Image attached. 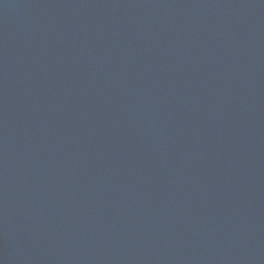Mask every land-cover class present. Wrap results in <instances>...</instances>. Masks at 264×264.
Here are the masks:
<instances>
[{
    "label": "water",
    "instance_id": "obj_1",
    "mask_svg": "<svg viewBox=\"0 0 264 264\" xmlns=\"http://www.w3.org/2000/svg\"><path fill=\"white\" fill-rule=\"evenodd\" d=\"M0 264H264V0H0Z\"/></svg>",
    "mask_w": 264,
    "mask_h": 264
}]
</instances>
